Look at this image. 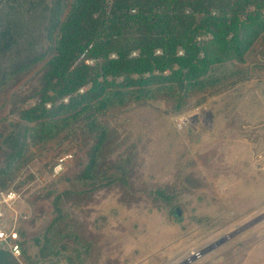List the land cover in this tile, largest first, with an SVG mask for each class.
<instances>
[{
  "label": "rangeland",
  "instance_id": "rangeland-1",
  "mask_svg": "<svg viewBox=\"0 0 264 264\" xmlns=\"http://www.w3.org/2000/svg\"><path fill=\"white\" fill-rule=\"evenodd\" d=\"M39 1L0 0V190L12 187L20 195L16 211L22 247V255L15 257L0 243V262L183 264L168 255L194 249L190 263L213 244L229 238L218 250L228 249L247 234L253 227L247 225L264 212L227 209L221 191L227 133L213 126L210 113L222 106L218 96L225 89L264 87L263 78H251L264 72L259 63L264 32L244 62L215 66L212 83L184 98L169 92L140 100L127 95L124 103L97 112L94 131L82 116L62 124L54 138L36 140L24 134L35 123L22 114L37 102L52 46L46 32L58 0H44L36 8ZM234 103L220 108L218 117L238 125L244 112ZM184 115L191 120L180 129ZM102 132L103 146L95 151ZM180 205L185 214L172 221Z\"/></svg>",
  "mask_w": 264,
  "mask_h": 264
},
{
  "label": "trees",
  "instance_id": "trees-1",
  "mask_svg": "<svg viewBox=\"0 0 264 264\" xmlns=\"http://www.w3.org/2000/svg\"><path fill=\"white\" fill-rule=\"evenodd\" d=\"M51 10L37 102L22 114L35 123L24 134L36 140L82 116L94 131L97 112L127 95L184 98L212 83L215 66L244 62L264 32V0H58Z\"/></svg>",
  "mask_w": 264,
  "mask_h": 264
},
{
  "label": "crops",
  "instance_id": "crops-1",
  "mask_svg": "<svg viewBox=\"0 0 264 264\" xmlns=\"http://www.w3.org/2000/svg\"><path fill=\"white\" fill-rule=\"evenodd\" d=\"M259 63L264 67V58ZM261 73L259 75L252 74L251 78L264 79V72ZM236 85L235 87H237ZM235 87L225 89L219 94L218 99L222 106L218 104L213 106L210 113L211 120L209 119L211 123L213 122V126L220 127L223 132L227 133L221 191L227 198V209L264 212V87H255L253 91L247 88L235 89ZM251 93L252 97H247ZM234 97L236 99H233ZM252 99L251 104L249 101ZM234 100L237 109L243 107L241 112H244L243 121L238 125L224 116L218 117L219 109L223 107L225 110L229 109L230 103H233ZM240 101L241 106L239 105ZM235 130H238L236 134H234ZM258 218L254 219L251 225H247L248 227L253 225L247 234L229 246L231 255L225 254L230 249L228 246V249L218 250L221 245L227 242L228 238L213 244L203 252L201 257L190 263H187V259L192 256L194 249L190 254L185 253L186 249L184 250V248L173 251L168 255V258L174 260L175 263L183 262V264H264V213ZM198 242H194L193 246H196ZM186 246H192V242ZM235 248L236 250H234ZM221 256L225 257L220 262Z\"/></svg>",
  "mask_w": 264,
  "mask_h": 264
},
{
  "label": "built area",
  "instance_id": "built-area-1",
  "mask_svg": "<svg viewBox=\"0 0 264 264\" xmlns=\"http://www.w3.org/2000/svg\"><path fill=\"white\" fill-rule=\"evenodd\" d=\"M205 109H207L205 107ZM191 120L190 116H181L178 120V127L183 129ZM70 156H63L58 160L54 168L55 173H59L64 166V162ZM20 195L14 188H4L0 190V243L7 246L14 256L22 255L20 244V221L16 211V203Z\"/></svg>",
  "mask_w": 264,
  "mask_h": 264
},
{
  "label": "water",
  "instance_id": "water-1",
  "mask_svg": "<svg viewBox=\"0 0 264 264\" xmlns=\"http://www.w3.org/2000/svg\"><path fill=\"white\" fill-rule=\"evenodd\" d=\"M183 206L182 205H180V206H177L176 208H175V210H174V212H173V215H172V220H175L176 218H180V217H182V215H183ZM262 217V216H261ZM260 217V218H261ZM260 218H258V219H260ZM257 219V220H258Z\"/></svg>",
  "mask_w": 264,
  "mask_h": 264
},
{
  "label": "flooded vegetation",
  "instance_id": "flooded-vegetation-1",
  "mask_svg": "<svg viewBox=\"0 0 264 264\" xmlns=\"http://www.w3.org/2000/svg\"><path fill=\"white\" fill-rule=\"evenodd\" d=\"M173 212H174V211H173ZM184 214H185V210H184V208H183V215H182V217H180V218H176L175 220H178V219L183 218Z\"/></svg>",
  "mask_w": 264,
  "mask_h": 264
}]
</instances>
